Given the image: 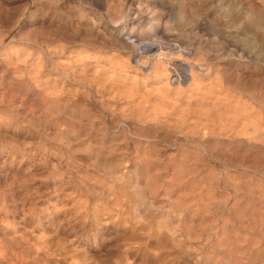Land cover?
<instances>
[{"label": "rangeland", "instance_id": "obj_1", "mask_svg": "<svg viewBox=\"0 0 264 264\" xmlns=\"http://www.w3.org/2000/svg\"><path fill=\"white\" fill-rule=\"evenodd\" d=\"M144 1L148 0H63L59 5L55 0H0V95L4 96H0V246L3 245L0 264H160L163 259L161 264H227L226 252L236 255L232 258L241 263L245 261L244 264H264V103L259 102L260 98L254 101L250 110L248 106L247 109L239 110V114L244 116L240 115L242 117L235 128L228 127L219 137V142L225 146L214 151V159L203 162L195 157V147L183 142L177 133L179 125L175 123V114L172 120L166 115L171 108V95L165 97L163 91L165 88L173 90L184 85L185 75L181 71L186 63L184 60L208 63L209 56L206 54L215 48L211 44H218L219 48L220 43L223 48L227 41L234 42L255 61L252 60L249 66L254 70L239 67L237 72L252 78H263L264 0H154L151 11H147ZM152 11H155L154 16L150 13ZM200 19L204 22H201V32L195 34V31H188L190 25ZM132 22L136 23L128 26L124 33V37L129 34V39L116 43V36L110 30H121ZM218 24L222 25L225 36L220 41L213 38L216 37L214 33ZM224 24L227 27L231 25L229 31ZM152 27L165 35L185 31L182 46L171 50L164 39H152ZM152 40L162 44L153 53L159 51V57L166 58L167 61L164 60L169 64L167 69L172 79L169 80V87L165 86L166 81L152 72V57L145 61L143 59V63H146L140 68L141 58L127 49L126 43H151ZM144 54L147 55V52ZM115 59L129 67L126 71L129 73L126 78L129 79L124 83L119 80L116 84L118 78L111 74L110 67L114 66ZM224 59L225 62L230 60L229 57ZM224 59L220 60L224 62ZM211 63L217 67L220 61L217 59ZM5 65H8V69ZM215 67L211 74L219 73L216 74L218 77L229 74L220 67L215 70ZM15 75L16 78H13ZM134 83L137 87L131 90L130 86ZM102 86L103 91L100 88ZM157 87L162 90L161 93L156 90ZM4 91L9 95L8 98L11 91L13 93L9 98V106H4L8 104ZM259 91L264 94V89H259L258 94L255 91L258 98L261 96ZM237 95L241 103L248 99L243 94ZM141 96L146 97L145 100ZM138 99L144 102H138ZM249 115H253L255 121ZM230 149L231 152L228 151ZM184 155L191 160L187 165L182 161ZM111 166L114 171L110 169ZM103 178H107V181L102 180L104 185L105 182H114L115 185L111 183L115 187L114 193L120 189L123 193L124 189L128 192L123 194L132 197L123 196L120 199L124 210L120 216H125L127 212L129 216L132 215L130 219L135 218L132 222H120L117 218L123 217H118L115 214L118 211L108 207L113 198H104L106 185L103 187L98 181ZM116 184L120 185L119 188ZM90 188L94 189L89 191ZM94 191L99 192L96 193L99 196ZM185 191L191 192L195 204L189 195L188 198L183 195ZM183 196L189 199L188 203L191 201L189 207ZM103 203L105 205L102 207L108 209L100 207ZM198 203L210 208L209 215L194 211ZM158 221L163 225V234L168 239L174 237L170 239L173 243H166L169 251L166 246L165 249L158 248L160 246L153 237V226ZM120 224L128 226L124 228ZM141 229L143 232L139 231ZM134 239L137 242L134 243ZM225 242L228 244L225 245ZM223 252L226 253L225 257ZM210 253L212 258L209 257ZM217 254L223 255L219 262L216 260ZM191 259L195 261L191 262Z\"/></svg>", "mask_w": 264, "mask_h": 264}, {"label": "bare ground", "instance_id": "obj_2", "mask_svg": "<svg viewBox=\"0 0 264 264\" xmlns=\"http://www.w3.org/2000/svg\"><path fill=\"white\" fill-rule=\"evenodd\" d=\"M63 0H55V3H57V4H59L60 5V3L62 2ZM208 1V0H207ZM218 1V0H217ZM146 2V8H147V11L149 10V11H151V9L150 8H154V5H155V3H154V0H148V1H144V3ZM216 2V1H215ZM158 3V2H157ZM207 3V2H206ZM209 3V2H208ZM62 4V3H61ZM69 4V3H68ZM91 4V3H90ZM210 4H211V2H210ZM214 4V3H213ZM139 5H140V2H139ZM138 5V6H139ZM207 5H209V4H207ZM223 5V4H222ZM50 6V5H49ZM144 6V5H143ZM142 6V7H143ZM211 6H212V4H211ZM210 6V7H211ZM133 7V6H132ZM141 7V8H142ZM206 7V6H205ZM217 7V6H216ZM145 8V7H144ZM145 8V9H146ZM213 9V8H212ZM222 9V8H221ZM205 10V9H204ZM204 10H203V12H204ZM215 10V9H214ZM141 11V10H140ZM143 11V10H142ZM216 11V10H215ZM153 12H155V11H152V12H150V13H152V15H153ZM218 12V11H217ZM136 14V13H135ZM155 14V13H154ZM217 15V14H216ZM223 15V14H222ZM221 15V16H222ZM134 16V15H133ZM154 16V15H153ZM224 16V15H223ZM151 16L149 15V18H150ZM220 16H218V18H219ZM232 17V16H231ZM189 18V17H188ZM205 18V17H204ZM212 18V17H211ZM210 18V19H211ZM218 18H216V19H218ZM221 18V17H220ZM227 18V17H226ZM226 18H225V20H226ZM69 19V18H68ZM215 19V20H216ZM230 19V18H229ZM142 20V19H141ZM154 21V19H150V21ZM193 20V19H192ZM201 21H196V23H194V24H192V25H190V27H189V30L188 31H195L194 33L196 34L198 31H200L201 32V30H202V28H203V24L202 23H204V22H202V20L203 19H200ZM140 21V20H139ZM139 21H138V24H139ZM149 21V20H148ZM147 21V22H148ZM149 21V22H150ZM156 21V20H155ZM206 21V20H205ZM219 21V20H218ZM227 21V20H226ZM137 22V21H136ZM135 22V23H136ZM158 22H159V20H158ZM157 22V23H158ZM166 22V21H165ZM202 22V23H201ZM229 22V21H228ZM231 22V21H230ZM229 22V23H230ZM133 23L134 22H132V24L130 25V24H128L127 26H124L121 30H117V29H111L110 30V32L111 33H113L115 36H116V43H118L119 42V44L121 43V42H125V39L126 40H128L129 39V34L126 36V37H124V33H125V31H126V29H127V27L128 26H132L133 25ZM134 23V24H135ZM220 23V22H219ZM160 24V23H159ZM230 25V24H229ZM155 26V25H154ZM188 26V25H187ZM205 26V25H204ZM217 26V28H215L216 29V32L214 33V35L216 36V37H214L213 36V38L214 39H217L216 41H220V40H224L225 39V36H224V34L222 33V32H224L223 30H221V27H222V25L221 24H218V25H216ZM224 26H226V24H224ZM231 26V25H230ZM229 26V27H230ZM71 27V26H70ZM213 27H214V25H213ZM227 27V26H226ZM229 27H227L228 28V31L230 30L229 29ZM234 27V26H233ZM135 28V27H134ZM184 28V27H183ZM206 28V27H205ZM208 28V27H207ZM223 28V27H222ZM176 29V28H175ZM178 29H179V27H178ZM171 30H173V29H171ZM177 30V29H176ZM184 30V29H183ZM208 30H209V28H208ZM232 30V29H231ZM187 31V30H186ZM206 31V30H205ZM227 31V32H228ZM236 30L234 29V32H235ZM43 32H44V30H43ZM50 32V31H49ZM55 32V31H54ZM59 32V31H58ZM80 32V31H79ZM150 32H152V39H154V40H156V39H158V38H161V39H164L165 40V42H166V44L168 45V43H169V45L167 46V47H169L170 46V48H171V50H173L174 48H176V47H178V46H182V44H183V33L185 32H172V33H169V34H167V35H165V34H163V33H161L160 31H159V29L158 28H155V27H152L151 28V31ZM211 32V31H210ZM213 32V31H212ZM226 32V33H227ZM233 32V33H234ZM53 33V32H52ZM61 33V32H60ZM191 33V32H190ZM229 33V32H228ZM85 34V33H84ZM231 34V33H230ZM236 34V33H235ZM54 35V34H53ZM66 35V34H65ZM103 35V34H102ZM186 35V34H185ZM211 35V34H210ZM209 35V36H210ZM233 35V34H232ZM41 36V35H40ZM47 36V35H46ZM187 36V35H186ZM185 36V37H186ZM230 36V35H229ZM237 36V35H236ZM36 37V36H35ZM58 37H59V34H58ZM204 37V36H203ZM207 37V36H206ZM232 37H234V36H232ZM119 38V39H118ZM186 38H188V37H186ZM205 38V37H204ZM210 38V37H209ZM231 38V37H230ZM43 39V38H42ZM55 39H56V37H55ZM63 39V38H62ZM120 39H122V40H120ZM197 39V38H196ZM227 39V38H226ZM45 40V39H44ZM74 40V39H73ZM76 40V39H75ZM154 40H152V42L150 43V42H144L143 41V43H138V44H135V43H126L127 44V49L129 48V51L131 52V53H134V54H137L141 59L139 60V63H141V65H140V68H141V66H144L145 64L144 63H146V62H144L143 63V59H144V61L145 60H147L149 57H152V65H151V63H150V65L152 66L151 67V69H152V72L153 73H155L154 75H158L159 77H160V79L161 80H163L164 82L166 81L167 83L165 84V86H167V87H169V80H172L170 77L171 76H169L170 74H169V71H168V69H167V67H168V63L167 62H165V60H166V58H160L159 57V51H158V53H153L154 52V50H158L161 46H162V44H159V43H154L153 41ZM160 40V39H159ZM183 40V41H182ZM186 40V39H185ZM192 40H194V39H192ZM192 40H191V42H192ZM198 40L200 41V39L198 38ZM201 40H202V38H201ZM212 40V39H211ZM228 40V39H227ZM226 40V41H227ZM234 40H235V38H234ZM52 41V40H51ZM64 41V40H63ZM109 41V40H108ZM205 41V40H204ZM207 41V40H206ZM210 41V40H209ZM208 41V42H209ZM236 41H238L239 42V40H236ZM168 42V43H167ZM194 42V41H193ZM192 42V43H193ZM201 42V41H200ZM214 42V41H213ZM222 42V41H221ZM229 42V43H228ZM238 42H236V43H238ZM50 43V42H49ZM67 43H68V41H67ZM203 43V42H202ZM60 44V43H59ZM125 44V43H124ZM209 44H211V43H209ZM227 44V45H226ZM226 44H223V48H222V44H220L219 43V45L221 46H219V48H218V44H217V46H213L214 44H211V47H215L214 49H212L210 52H208L209 54H206V55H208L209 56V58H208V60L207 61H209L208 63H205V62H199V63H197L198 62V60H196L197 62H195L194 60H193V62H192V60L191 61H185L184 60V58L182 59V60H184V63H185V65H183V67H181V71L184 73V75H185V83H184V85H182V86H178V87H174V89L172 90V89H169V88H165V89H163V91H165V97H167L168 95L170 96L171 95V98H169L170 100H171V102H169L170 103V111H169V109H168V107H167V109H168V111H169V113H167L166 112V115L168 114V116H170V119H171V117L173 118V114H175L174 115V117L176 116V121H175V123H177L178 125H179V131L177 132L179 135H180V137L182 138V141L183 142H185V143H188V144H190V145H192L193 147H195V150H194V154H195V157L197 158V160H199V161H203V162H205V160L206 161H208V159L209 160H212V159H214L215 158V156H213V155H215V153H214V151L215 150H219L224 144H221L220 142H219V137L220 136H223V133L226 131V129L229 127L230 129L232 128V127H234L235 128V126L237 125V123L240 121V117H242V116H240V115H243V114H239L240 112H239V110H244V109H247L246 107L248 106V108H249V110H250V108H252L251 106L253 105V103H254V101L255 100H258V99H260L259 100V102H261V103H264V94L261 92V91H259V92H261V96H260V94H259V98L257 97V94H258V90L259 89H261V88H263L264 89V75L262 76L263 78H261L260 76V78L261 79H257V78H252V77H250V75H244V73L242 72V73H238L237 72V68H239V67H243V69L244 68H246V69H248V68H250L249 66H250V63H252V60H253V58L251 59V57H250V55L249 54H245L244 53V51L242 52L239 48H238V46L234 43V42H232L231 43V41H227V43ZM196 45V44H195ZM199 45H200V43H199ZM198 45V46H199ZM203 45H204V43H203ZM259 45V44H258ZM119 46V45H118ZM185 46V45H184ZM193 46V45H192ZM191 46V47H192ZM202 47V46H201ZM217 47V48H216ZM206 48V47H205ZM221 48V49H220ZM244 48V47H243ZM247 48V47H246ZM109 49V48H108ZM193 49H195V48H193ZM198 49H199V47H198ZM208 49V48H207ZM211 49V48H210ZM217 49H220V50H217ZM248 49H250V48H248ZM255 49V48H254ZM179 50H180V48H179ZM184 50V49H183ZM203 50H205L204 49V47H203ZM244 50V49H243ZM256 50V49H255ZM254 50V51H255ZM178 51V50H177ZM182 51V50H181ZM186 51V50H185ZM208 51V50H207ZM251 51H253V49L251 50ZM253 51V52H254ZM258 50H256V52H257ZM262 51V50H261ZM145 52H147V55H145L144 53ZM175 52V51H174ZM200 52V51H199ZM221 52H222V55H221ZM247 52V51H246ZM258 52H260V51H258ZM177 53V52H176ZM176 53H174V54H176ZM204 53V52H203ZM249 53V52H248ZM261 53V52H260ZM189 54V53H188ZM197 54V53H196ZM252 54V53H251ZM164 55V54H163ZM166 55V54H165ZM170 56H171V53L169 54ZM261 55V54H260ZM259 55V56H260ZM263 55V54H262ZM183 56V55H182ZM187 56V55H186ZM189 56H190V54H189ZM188 56V57H189ZM204 56H205V54H204ZM224 56V57H223ZM164 57V56H163ZM168 57V56H167ZM172 57H174V56H172ZM184 57V56H183ZM187 57V58H188ZM190 57H192V55L190 56ZM189 57V58H190ZM205 57V58H206ZM225 57H229L230 58V60L229 61H231V60H233V61H231V62H233V63H230L229 61H227V59H226V61L227 62H225ZM263 57V56H262ZM261 57V58H262ZM95 58V57H94ZM177 58H178V56H177ZM180 58V57H179ZM179 58H178V60H179ZM188 58V60H190ZM205 58H204V60H205ZM264 58V57H263ZM173 59H176L175 57L173 58ZM172 59V60H173ZM186 59V58H185ZM193 59H194V57H193ZM217 59H219V61H220V63H218V65H217V67H215V66H213V64L211 63V61H216ZM220 59H224V62H222L223 60H220ZM256 59V58H255ZM116 61L114 62V66L112 67H110V69H111V74H113L116 78H118V80L115 82L116 84H117V82H119V80H123L122 82L124 83V81H126V76L129 74H127V69L129 68L127 65H124L123 64V62H120V61H118L117 59H115ZM169 60V59H168ZM171 60V59H170ZM171 60V61H172ZM260 60V59H259ZM258 60V61H259ZM141 61V62H140ZM167 61V60H166ZM260 61H262V60H260ZM8 62V61H7ZM195 62V63H194ZM253 62H255L254 60H253ZM256 62H257V60H256ZM80 63V62H79ZM127 63V62H126ZM125 63V64H126ZM170 63H172V62H170ZM176 63V62H175ZM180 63V62H179ZM197 63V64H196ZM11 64V63H10ZM257 64V63H256ZM260 64H261V62H260ZM259 64V65H260ZM149 65V66H150ZM195 65L197 66V67H195ZM258 65V64H257ZM263 65V64H262ZM1 66V65H0ZM6 66V65H5ZM8 66V65H7ZM6 66V67H7ZM10 66H12V65H10ZM134 66V65H133ZM133 66H131V68H133ZM178 66H179V64H178ZM181 66V65H180ZM179 66V67H180ZM253 66V65H252ZM3 67H4V65H3ZM3 67H2V69H3ZM88 67V66H87ZM135 68L136 67H139V66H134ZM148 67V66H147ZM170 67V66H169ZM172 67H173V65H172ZM215 67V70H218V68L220 67V69L221 70H223L224 72L226 71V73L227 72H229V74H223L222 76L220 75V77H218L216 74H219V73H216V74H211V70H212V68H214ZM255 67H256V65H255ZM104 68V67H103ZM134 68V69H135ZM257 68V67H256ZM259 68V67H258ZM1 69V68H0ZM7 69H8V67H7ZM149 69H150V67H149ZM250 69H252V70H254L253 69V67H251ZM264 69V68H263ZM9 70H10V68H9ZM98 70V69H97ZM129 70V69H128ZM139 70V69H138ZM172 70V69H171ZM3 71V70H2ZM13 70H11L10 72H12ZM127 71V72H126ZM136 72H137V70H135ZM140 71V70H139ZM144 71H146V70H144ZM148 71H151V70H148ZM172 71H174V70H172ZM6 72V71H5ZM4 72V73H5ZM126 72V73H125ZM143 72V71H142ZM151 72V73H152ZM254 72V71H253ZM262 72V71H261ZM264 72V71H263ZM1 73V72H0ZM100 73H103V71L102 70H100ZM147 73V72H146ZM152 73V74H153ZM252 73V72H251ZM2 74V73H1ZM0 74V75H1ZM222 74V73H221ZM261 74V73H260ZM5 75V74H4ZM8 75V74H7ZM12 75H14V74H12ZM254 75V74H253ZM64 76V75H63ZM136 76V75H135ZM4 77V76H3ZM6 77V76H5ZM13 77V76H12ZM254 77H256V75L254 76ZM10 78V77H9ZM8 78V79H9ZM13 78H16V75H15V77H13ZM133 78H135L134 76H133ZM129 79V78H128ZM128 79H127V81H128ZM136 79V78H135ZM10 80H11V78H10ZM15 80V79H14ZM132 81H133V79H132ZM132 81H130V82H132ZM162 81V82H163ZM10 82V81H9ZM129 82V83H130ZM135 82V81H134ZM138 82V81H137ZM136 82V83H137ZM163 82V83H164ZM3 83H5V82H3ZM3 83H2V85H3ZM136 83H134L133 85L132 84H130V85H132V86H130V88H131V90L132 89H134V87H137L136 85ZM158 83V82H157ZM162 83V84H163ZM172 83V82H171ZM178 83V82H177ZM6 84H7V82H6ZM10 84V83H9ZM102 84H103V82H102ZM115 84V85H116ZM136 84V85H135ZM158 84H160V83H158ZM158 84H157V86H158ZM105 85V84H104ZM164 85V84H163ZM171 85V84H170ZM173 85V84H172ZM176 85H178V84H176ZM9 86V85H8ZM7 86V87H8ZM11 86V85H10ZM14 86V85H13ZM117 86V85H116ZM162 86V85H161ZM160 86V87H161ZM173 86H175V85H173ZM141 87V86H140ZM4 88V87H3ZM101 88V90L103 91V89H104V86H102V87H100ZM170 88H172V87H170ZM15 89V88H14ZM159 89V87H157V89L156 90H158ZM257 89V90H256ZM4 90V89H3ZM5 90H7V88L5 89ZM12 90V89H11ZM137 90V89H136ZM138 90H139V88H138ZM156 90H155V92H156ZM48 91V90H47ZM119 91V90H118ZM158 91H160V93H161V91L162 90H158ZM255 91H257V94H255ZM2 92V91H1ZM5 92V94H6V91H4ZM9 92H10V90H9ZM122 92V91H121ZM128 92V91H127ZM264 92V91H263ZM8 93V92H7ZM48 92H45V94H47ZM132 93V92H131ZM159 93V92H158ZM243 94V96L245 95L247 98V100L249 101H251L249 104L248 103H246L247 102V100H245L246 102H244V103H241V99L240 98H238L237 96V94ZM13 93H12V91H11V94H10V97H12L11 95H12ZM51 94V93H50ZM163 94V95H164ZM237 96H236V95ZM263 94V95H262ZM2 95V94H1ZM0 95V96H1ZM7 95V94H6ZM8 96L9 95H7V98H8ZM53 96V95H52ZM69 96V95H68ZM144 96V95H143ZM143 96H141V97H143ZM242 96V95H241ZM244 96V97H245ZM2 97H4L3 95H2ZM1 97V98H2ZM9 97V98H10ZM13 97H14V95H13ZM140 97V98H141ZM164 96H163V98H165ZM9 98L7 99L8 100V104L7 105H4V106H9ZM144 98V97H143ZM146 98V97H145ZM145 98H144V100H145ZM242 98V97H241ZM3 99V98H2ZM6 99V98H5ZM142 99V98H141ZM168 99V98H167ZM245 99V98H244ZM1 100V99H0ZM11 100H13L12 98H11ZM54 100H56V99H54ZM138 102H140L139 101V99L137 100ZM136 101V102H137ZM243 101V100H242ZM2 103H3V101H1ZM59 102V101H58ZM135 102V103H136ZM141 102H144L143 100L141 101ZM148 102V101H147ZM1 103V104H2ZM5 103V102H4ZM142 104V103H141ZM144 104V103H143ZM256 104L257 105H260V104H258L257 102H256ZM255 104V105H256ZM58 105V104H57ZM136 105V104H135ZM138 105V104H137ZM140 105V104H139ZM4 106H2V107H4ZM11 106H13V105H11ZM141 106V105H140ZM250 106V107H249ZM260 106H262L263 107V105H260ZM1 107V108H2ZM137 107V106H136ZM11 108V107H10ZM13 108V107H12ZM142 108V107H141ZM6 110H7V108H5ZM166 109V108H165ZM4 110V109H3ZM9 110V109H8ZM7 110V111H8ZM7 111H2L3 113H6ZM13 112V111H12ZM164 113V112H163ZM255 113V112H254ZM11 114H13V113H11ZM253 114V113H252ZM14 115V114H13ZM165 115V114H164ZM246 115V114H245ZM248 115V114H247ZM251 115V114H250ZM249 115V117H251ZM6 116H7V114H6ZM244 116V115H243ZM7 117H9V115L7 116ZM252 117H253V115H252ZM251 117V118H252ZM4 118V117H3ZM2 118V119H3ZM152 118H154V117H152ZM156 118V117H155ZM158 118H160V117H158ZM157 118V119H158ZM162 118V117H161ZM250 118V119H251ZM254 118V120L253 121H255V117H253ZM1 119V118H0ZM10 119V118H9ZM12 119V118H11ZM163 119H165V118H163ZM162 119V120H163ZM169 119V118H168ZM174 119V118H173ZM242 119V118H241ZM247 119H249V118H247ZM249 119V120H250ZM152 120V119H151ZM154 120V119H153ZM158 120H161V119H158ZM158 120H157V123H158ZM172 120V119H171ZM1 121V120H0ZM3 121V120H2ZM14 121V120H13ZM16 121V120H15ZM156 121V120H155ZM154 121V122H155ZM166 121V120H165ZM168 121V120H167ZM242 121V120H241ZM243 121H245V120H243ZM162 122V121H161ZM174 122V121H173ZM257 122V121H256ZM163 123V122H162ZM243 124H244V122H242ZM8 124V123H7ZM159 124V123H158ZM251 124V123H250ZM1 125V124H0ZM5 125V124H4ZM55 125V124H54ZM6 126V125H5ZM10 126V125H9ZM61 126V125H60ZM244 126V125H243ZM251 126V125H250ZM59 127V126H58ZM79 127V126H78ZM62 128V127H61ZM11 129V128H10ZM13 129V128H12ZM58 129H60V128H58ZM7 130V129H6ZM228 130V129H227ZM234 130V129H233ZM253 130H254V128H253ZM60 132H62V130L60 131ZM232 132V131H231ZM237 132V131H236ZM231 134V133H230ZM233 134V133H232ZM228 135V134H227ZM229 136V135H228ZM226 138H227V136H225ZM4 138V137H3ZM233 138V137H232ZM237 139V138H236ZM232 140V139H231ZM255 140V139H254ZM227 141V140H226ZM251 141H252V139H251ZM228 142V141H227ZM239 142V141H238ZM63 143V142H62ZM67 143V142H66ZM69 143H71V142H69ZM74 143H76V142H74ZM226 143V142H225ZM232 143V142H231ZM237 143V142H236ZM236 143H234V144H236ZM230 144V143H229ZM68 145V144H67ZM76 145V144H75ZM232 145V144H231ZM243 145V144H242ZM225 146V145H224ZM226 146H228L229 147V145H226ZM227 147V148H228ZM65 148V147H64ZM246 148V147H245ZM66 149V148H65ZM224 149V148H223ZM232 149V148H231ZM228 150L229 152H231L232 150ZM250 149V148H249ZM52 150V149H51ZM55 150H56V148H55ZM233 150H235V149H233ZM247 150V149H246ZM221 151H223V150H221ZM221 151H216V152H220L221 153ZM235 152V151H234ZM259 152V151H258ZM57 153H59L58 151H57ZM238 153V152H237ZM223 154V153H222ZM231 154H233V153H231ZM236 154V153H235ZM53 155V154H52ZM225 155V154H224ZM257 156H258V154H256ZM13 156V155H12ZM55 156V155H54ZM61 156V155H60ZM73 156V155H72ZM221 156V155H220ZM223 156V155H222ZM230 156V155H229ZM67 157V156H66ZM218 157H219V154H218ZM68 158V157H67ZM74 158V157H73ZM87 158V157H86ZM190 157H188L187 155H184V156H182V161L185 163V165H187L186 163H188L189 161H191L190 159H189ZM256 158V157H255ZM258 158V157H257ZM14 159H15V157H14ZM59 159V158H58ZM62 159V158H61ZM222 159V158H221ZM69 160V159H68ZM218 160H220V158L218 159ZM252 160H253V158H252ZM257 160V159H256ZM71 161V160H70ZM215 161H216V159H215ZM224 161V160H223ZM56 162H59V161H56ZM119 162V161H118ZM220 162V161H219ZM60 163V162H59ZM71 163V162H70ZM182 163V162H181ZM193 163V162H192ZM222 163V162H221ZM225 163V162H224ZM67 164V163H66ZM183 164V163H182ZM181 164V165H182ZM227 164V163H226ZM242 164V163H241ZM65 165V164H64ZM69 165V164H68ZM239 165H240V163H239ZM251 165V164H250ZM147 166L149 167V163L147 164ZM180 166V165H179ZM241 166V165H240ZM87 168V167H86ZM187 168H189L188 166H187ZM230 168H232V167H230ZM110 169H112V166H111V168ZM109 169V170H110ZM94 170V169H93ZM101 170V169H100ZM108 170V169H107ZM113 170V169H112ZM104 171V170H103ZM111 171V170H110ZM114 171V170H113ZM105 172H106V169H105ZM74 173V172H73ZM77 173V172H76ZM104 173V172H103ZM102 173V174H103ZM100 174V173H99ZM191 174V173H190ZM98 175V174H97ZM107 175V174H106ZM106 175H104V177L106 176ZM109 175H110V173H108V177H109ZM92 176H93V174H92ZM96 176V175H95ZM113 176H114V174H113ZM158 176V175H157ZM64 177H66V176H64ZM69 177V176H68ZM71 177V176H70ZM78 177V176H77ZM91 177V176H90ZM97 177V176H96ZM116 177H118V176H116ZM85 178V177H84ZM94 178V177H93ZM98 178V177H97ZM110 178H111V176H110ZM119 178V177H118ZM149 178V177H148ZM171 178V177H170ZM90 179V178H89ZM105 178H103V179H98V181H100L102 184H103V182H102V180H104ZM107 179V178H106ZM105 179V180H106ZM115 179H117V178H115ZM149 179H152V178H149ZM175 179V178H174ZM62 180V179H61ZM122 180V179H121ZM121 180H119V181H121ZM156 180H159V179H156ZM171 180V179H170ZM81 181V180H80ZM88 181V180H87ZM94 181V180H93ZM107 181V180H106ZM109 181V180H108ZM118 181V182H119ZM66 182V181H65ZM68 182V181H67ZM85 182V181H84ZM94 183H95V181H94ZM96 183H97V181H96ZM114 183V182H105V185H106V187H105V185L103 184L102 186L103 187H105L106 188V192L105 193H103V194H105L104 195V198H108L109 199V197H112L111 199V206H108V207H110L112 210H117L118 211V213H115L116 215H118V217H123V219H118L117 218V220H120V222H121V220L122 221H124V224H125V221H126V223H130V222H132V220L133 219H135L134 217L132 218V219H130V216H132V215H130L129 216V214H127V212H126V214H125V216H120V213H122L124 210H122L123 208H122V206H121V202H120V199H121V197L123 198V196L124 197H128V198H130L131 196H129V195H127V194H123L124 192H125V190L123 189V193H121V190L122 189H120V191L119 190H117L115 193H114V186H112V184ZM121 183V182H120ZM119 183V184H120ZM156 183V182H155ZM161 183V182H160ZM68 184H70V182L68 183ZM76 184V183H75ZM86 184H88V183H86ZM90 184V183H89ZM92 184V183H91ZM124 184V183H123ZM178 184V183H177ZM183 184V183H182ZM63 185H64V183H63ZM62 185V186H63ZM67 185V184H66ZM96 186H97V184H95ZM99 185V184H98ZM113 185H115V184H113ZM117 185V184H116ZM153 185H155L154 183H153ZM168 185V184H167ZM188 185V184H187ZM70 186V185H69ZM83 186V185H82ZM86 186V185H85ZM89 186V185H88ZM92 186V185H91ZM94 186V185H93ZM96 186H95V188H96ZM118 186V188H119V186L120 185H117ZM156 186V185H155ZM66 187V186H65ZM84 187V186H83ZM100 187H101V185H100ZM162 187V186H161ZM170 187V186H169ZM182 187V186H181ZM187 187V186H186ZM191 187V186H190ZM69 188V187H68ZM71 188V187H70ZM86 188V187H85ZM89 188V187H88ZM117 187H116V189H118ZM156 188V187H155ZM189 188V187H188ZM194 188V187H193ZM193 188L191 189V190H193ZM94 189V188H93ZM93 189H88L89 191H91V190H93ZM101 189V188H100ZM103 189V188H102ZM115 189V190H116ZM157 189V188H156ZM161 189V188H160ZM196 189V188H195ZM80 190H82V189H80ZM96 190V189H95ZM152 190V189H151ZM183 190V189H182ZM197 190V189H196ZM87 191V190H86ZM89 191H88V193H89ZM97 191V190H96ZM100 191V190H99ZM102 191V190H101ZM198 191V190H197ZM75 192V191H74ZM128 192V191H127ZM127 192H125V193H127ZM151 192V191H150ZM209 192H211V191H209ZM208 192V193H209ZM94 193H95V191H94ZM97 193V192H96ZM95 193V194H96ZM99 193V192H98ZM97 193V194H98ZM190 191H185L184 192V194L183 195H186V197H187V195H189L190 197H189V199L192 197L191 195H190ZM78 194H79V189H78ZM82 194V193H81ZM83 194H86L85 192H83ZM89 194H91V193H89ZM96 194V196H99V195H97ZM153 194V193H152ZM205 194V193H204ZM94 195V194H93ZM195 195V194H194ZM86 196V195H85ZM102 196V195H101ZM200 196V195H199ZM214 196V195H213ZM57 197V196H56ZM60 197V196H59ZM94 197H95V195H94ZM126 197V198H127ZM184 197V196H183ZM61 198V197H60ZM63 198V197H62ZM88 198V197H87ZM101 198V197H100ZM99 198V199H100ZM126 198H124L125 200H126ZM132 198V197H131ZM185 198V197H184ZM188 198V197H187ZM187 198H185V200H187ZM196 198V197H195ZM194 198V199H195ZM201 198V197H200ZM59 199V198H58ZM93 199V198H92ZM188 199V200H189ZM193 198H191V201H193L192 200ZM206 199H207V197H206ZM213 199V198H212ZM63 200H64V198H63ZM86 200V199H85ZM84 200V201H85ZM95 200V199H94ZM96 200L98 201V199L96 198ZM101 200H103L102 198H101ZM132 200V199H131ZM183 201H184V199H182ZM188 200H187V203H188ZM199 200V199H198ZM203 200H204V198H203ZM59 201H62V199L61 200H59ZM87 201H88V199H87ZM86 201V202H87ZM104 201V200H103ZM102 201V202H103ZM122 201V200H121ZM134 201V200H133ZM137 201V200H136ZM178 201V200H177ZM190 201V202H191ZM201 201V200H200ZM219 201V200H218ZM89 202V201H88ZM87 202V203H88ZM140 202V201H139ZM189 202V203H190ZM194 202V201H193ZM198 202V201H197ZM205 202H207V201H205ZM204 202V203H205ZM104 203H106V202H104ZM101 204V206L100 207H102V205H105V204ZM181 203H183V202H181ZM180 203V204H181ZM186 203V204H187ZM189 203L186 205L187 207H189L188 205H189ZM196 202H194V204H195ZM215 203V202H214ZM213 203V204H214ZM56 204H57V202H56ZM60 204V203H59ZM98 204V203H97ZM97 204H95V205H97ZM100 204V203H99ZM106 204H109V203H106ZM185 204V203H184ZM184 204H183V206H184ZM193 204V205H194ZM60 205H62V204H60ZM84 205V204H83ZM86 205V204H85ZM93 205H94V203H93ZM190 205H192V204H190ZM193 205H192V207H193ZM197 205V207L196 206H194L193 208H195L194 209V211L196 210V211H198V212H201V214H204V215H206V213L209 215V213H210V208H208L207 206H206V204H203V205H199V203L198 204H196ZM212 205V204H211ZM87 206H89V205H87ZM107 206V205H106ZM55 207L56 208H58L56 205H55ZM60 207V206H59ZM98 207V206H97ZM105 207V206H104ZM178 207V206H177ZM186 207V208H187ZM216 207V206H215ZM221 207V206H220ZM86 208V207H85ZM92 208V207H91ZM107 208V207H106ZM105 208V209H106ZM137 208V207H136ZM193 208H191V210L193 209ZM86 209H88V208H86ZM95 209V208H94ZM102 209L103 210H105L103 207H102ZM108 209V208H107ZM212 209V208H211ZM129 210V209H128ZM217 210H219V209H217ZM223 210V209H222ZM235 210H237V209H235ZM239 210V209H238ZM237 210V211H238ZM88 211V210H87ZM108 211V210H107ZM213 211V210H212ZM242 211V210H241ZM86 212V211H85ZM95 212V211H94ZM100 212V211H99ZM105 212V211H104ZM114 213V211H111L110 213ZM244 212V211H243ZM254 212V211H253ZM107 213H109V211L107 212ZM193 213V212H192ZM236 213H240V211L239 212H236ZM87 214V213H86ZM103 214V213H102ZM124 214V213H123ZM122 214V215H123ZM193 214H195V213H193ZM199 214V213H198ZM197 214V215H198ZM214 214V213H213ZM85 215V214H84ZM99 215V214H98ZM107 215V214H106ZM85 216H87V215H85ZM110 216V215H109ZM151 216V215H150ZM153 216V215H152ZM192 216V215H191ZM199 216V215H198ZM207 216V215H206ZM212 216V215H211ZM108 217V216H107ZM106 217V218H107ZM113 217H115V215H113ZM193 217V216H192ZM201 217V216H200ZM200 217H199V219H200ZM203 217V216H202ZM205 217V216H204ZM86 218V217H85ZM91 218V217H90ZM104 218H105V216H104ZM137 218V217H136ZM143 218V217H142ZM222 218V217H221ZM243 218V217H242ZM94 219H95V217H94ZM99 219V218H98ZM116 219V218H115ZM147 219V218H146ZM160 219V218H159ZM203 219V218H202ZM83 220V219H82ZM91 220H92V218H91ZM108 220H109V217H108ZM107 220V221H108ZM153 220H154V218H153ZM156 220H158V219H156ZM99 221V220H98ZM112 221H115V220H112ZM145 221H147V220H145ZM148 221H150V220H148ZM206 221V220H205ZM212 220H210V222H211ZM222 221H224V220H222ZM80 222V221H79ZM92 222V221H91ZM102 222H104V221H102ZM106 222V221H105ZM119 222V223H120ZM138 222V221H137ZM197 222V221H196ZM203 222V221H202ZM240 222V221H239ZM94 223V222H93ZM109 223V222H108ZM113 223V222H112ZM117 224H118V222H116ZM134 223V222H133ZM139 223V222H138ZM151 223V222H150ZM223 223V222H222ZM221 223V224H222ZM123 224V223H122ZM155 224V222L153 223V225ZM242 224V223H241ZM97 225V224H96ZM102 225V224H101ZM114 225V224H113ZM116 225V224H115ZM121 225V224H120ZM131 224H129V226H130ZM152 225V226H153ZM201 225V224H200ZM119 226V225H118ZM117 226V227H118ZM124 226V228H126V226H128V224L127 225H123ZM122 225H121V227H123ZM135 226H136V224H135ZM165 226V225H164ZM244 226V225H243ZM98 227V226H97ZM135 228L134 226H131V228ZM143 227V226H142ZM141 227V228H142ZM154 228H153V233H154V235L153 234H151V235H153V237L154 238H156V241H157V243L159 244V246L160 247H158V248H164L165 246H166V243H167V241H170V239L172 240V238H174V237H172V238H170V239H168L166 236H165V234H163V231H162V227H163V225H161V222L159 223V221L153 226ZM112 228V227H111ZM149 228H151L150 226H149ZM165 228V227H164ZM167 228V227H166ZM115 229V228H114ZM123 229V228H122ZM129 229V228H128ZM137 229V228H136ZM143 229H145V227L143 228ZM99 230V229H98ZM121 230V229H120ZM134 230V229H133ZM132 230V231H133ZM149 230V229H148ZM113 231V230H112ZM122 231H124V230H122ZM129 231H130V229H129ZM129 231H128V235H129ZM137 231V230H136ZM139 231H142V229L141 230H139ZM150 231V230H149ZM152 231V230H151ZM166 231V230H165ZM168 231V230H167ZM188 231V230H187ZM222 231V230H221ZM124 232H126V231H124ZM143 232V231H142ZM141 232V233H142ZM146 232V231H145ZM115 233V232H114ZM119 233H120V231H119ZM118 233V234H119ZM130 233H132V232H130ZM140 233V234H141ZM208 234V233H207ZM114 235V234H113ZM116 235V234H115ZM127 235V234H126ZM131 235V234H130ZM138 235V234H137ZM144 235V234H143ZM142 234H141V236H143ZM146 235V234H145ZM150 235V237H152ZM166 235H168L167 233H166ZM223 235V234H222ZM132 236V235H131ZM136 236V235H135ZM173 236V235H172ZM213 236V235H212ZM126 237V236H125ZM129 237V236H128ZM134 237V236H133ZM133 237L132 238H127V240H131V239H133ZM144 237V236H143ZM142 237V238H143ZM170 237V236H169ZM209 237V236H208ZM211 237V236H210ZM229 237V236H228ZM147 238V237H146ZM235 238V237H234ZM259 238H261V237H259ZM218 239V238H217ZM135 241H134V243L135 242H137V240L136 239H134ZM144 240V239H143ZM148 240V239H147ZM153 240V239H152ZM12 241V240H11ZM140 241H141V239H140ZM174 241V240H173ZM200 241V240H199ZM215 241V240H214ZM228 241V240H227ZM235 241V240H234ZM128 242V241H127ZM126 242V243H127ZM131 242H133V241H131ZM138 242H139V238H138ZM143 242V241H142ZM154 242V241H153ZM171 243H173L172 241H170ZM203 242H205V241H203ZM213 242V241H212ZM223 242V241H222ZM246 242V241H245ZM251 242V241H250ZM2 243H3V241H2ZM119 243V242H118ZM140 243V242H139ZM147 243V242H146ZM156 243V242H155ZM179 243V242H178ZM211 243V242H210ZM218 243V242H217ZM230 243V242H229ZM252 243H253V241H252ZM1 244V243H0ZM125 244V243H124ZM137 244V243H136ZM158 244L156 245V246H158ZM176 244V243H175ZM225 245H227L228 243H224ZM224 244H221V245H223L224 246ZM5 245V244H4ZM118 245V244H117ZM126 245H129V244H126ZM135 245V244H134ZM146 245V244H145ZM179 245V246H178ZM184 245V244H183ZM207 245H209V244H207ZM230 245V244H229ZM253 245V244H252ZM155 246V245H154ZM153 246V247H154ZM168 246V245H167ZM166 246V247H167ZM172 246V245H171ZM170 246V247H171ZM177 246L179 247V248H181L182 249V247H180V244H177ZM201 246V245H200ZM214 246V245H213ZM220 246V245H219ZM238 246V245H237ZM255 246V245H254ZM2 247H3V245H1L0 246V252L2 251ZM6 246H4V248H5ZM169 247V248H170ZM173 247H174V245H173ZM177 247V249H179ZM194 247V246H193ZM215 247V246H214ZM227 247V246H226ZM231 247V246H230ZM252 247V246H251ZM60 248V247H59ZM132 248V247H131ZM152 248V247H151ZM157 248V247H156ZM155 248V249H156ZM158 248H157V250H158ZM176 248V247H175ZM199 248V247H198ZM197 248V249H198ZM219 248V247H218ZM217 248V249H218ZM221 248H222V246H221ZM120 249V248H119ZM127 249H128V247H127ZM126 249V250H127ZM154 249V248H153ZM165 249V248H164ZM211 249V248H210ZM216 249V248H215ZM224 249V248H223ZM226 249V248H225ZM235 249V248H234ZM243 249H244V247H243ZM243 249H238V250H243ZM246 249V248H245ZM167 251H169V249H168V247H167V249H166ZM165 250V251H166ZM170 250H171V248H170ZM174 250V249H173ZM199 250V249H198ZM205 250V249H204ZM4 251V250H3ZM7 251V250H6ZM166 251V252H167ZM179 251V250H178ZM180 251H182V250H180ZM179 251V252H180ZM186 251V250H185ZM184 251V252H185ZM212 251V250H211ZM214 251V250H213ZM219 251V250H218ZM231 251V250H230ZM246 251V250H245ZM244 251V252H245ZM249 251V250H248ZM247 251V252H248ZM252 251V250H251ZM5 252V251H4ZM20 252H22V251H20ZM24 252V251H23ZM172 252V251H171ZM177 252V251H176ZM187 252V251H186ZM217 252V251H216ZM215 252V253H216ZM244 252H243V255H244ZM246 252V253H247ZM255 252V251H254ZM6 253V252H5ZM140 253V252H139ZM149 253H150V251H149ZM161 253H165V252H161ZM178 253V252H177ZM181 253H183V252H181ZM188 253V252H187ZM209 252H207L206 254H208ZM227 253V254H226ZM226 253H224L223 252V255L224 254H226V257H228V261H226L227 262V264H244L245 263V261H244V263L242 262H240L239 260H237V259H234V258H232V257H236V252H234L235 254V256H232L231 255V253L230 252H226ZM253 253V252H252ZM256 253V252H255ZM259 253V252H258ZM136 254V253H135ZM151 254V253H150ZM155 254H157V253H155ZM154 254V255H155ZM170 255L172 254V253H169ZM180 254V253H179ZM186 254V253H185ZM184 254V255H185ZM188 254H190V253H188ZM222 254V253H221ZM221 254H217L218 255V257H217V259H216V257H215V259L219 262V261H221L222 259H221V256H223V255H221ZM233 254V253H232ZM242 254V253H241ZM249 254H250V252H249ZM120 255V254H119ZM166 255L168 256V254L166 253ZM173 255H175V253H173ZM173 255H171V256H173ZM177 255V254H176ZM209 255V254H208ZM212 255H214V254H212ZM237 255H238V252H237ZM247 255V254H246ZM255 255V254H254ZM0 256H1V254H0ZM6 256V255H5ZM117 256V255H116ZM135 256V255H134ZM156 256V255H155ZM203 256V255H202ZM206 256V255H205ZM161 257V256H160ZM159 257V258H160ZM187 258H188V255L186 256ZM209 257H213V256H211V253H210V256ZM209 257H207V258H209ZM223 257H225V255L223 256ZM222 257V258H223ZM238 257V256H237ZM241 257V256H240ZM245 257H247V256H245ZM258 257H260V256H258ZM83 258V257H82ZM157 258V257H156ZM193 258V257H192ZM198 258V257H197ZM210 258V259H211ZM242 258H244V257H242ZM247 258H250V257H247ZM246 258V259H247ZM255 258V257H254ZM261 258H262V256H261ZM168 259V258H167ZM167 259H165V260H167ZM180 259V258H179ZM196 259V258H195ZM195 259H191V262L192 261H195ZM123 260V259H122ZM131 260V259H130ZM155 260V259H154ZM157 260V259H156ZM155 260V261H156ZM169 260V259H168ZM197 260V259H196ZM207 260H209V259H207ZM225 260H227V259H225ZM224 260V261H225ZM251 260V259H250ZM262 260V259H261ZM261 260H259V261H261ZM157 261H160V259L159 260H157ZM164 261V259L162 260V262ZM175 261V260H174ZM174 261H170V262H172V263H174ZM183 261H185V260H183ZM182 261V262H183ZM190 261V260H189ZM213 261V260H212ZM252 261V260H251ZM256 261H258V260H256ZM116 262V261H115ZM162 262H160V264L162 263ZM188 262V261H187ZM186 262V263H187ZM229 262V263H228ZM249 262V261H248ZM253 262V261H252ZM264 262V261H263ZM125 263V262H124ZM159 263V262H158ZM176 263V262H175ZM195 263V262H194ZM198 263V262H197ZM251 263V262H250ZM255 263V262H254ZM253 263V264H254ZM118 264V263H117ZM143 264V263H142ZM164 264V263H163ZM177 264V263H176ZM181 264V263H180ZM189 264V263H188ZM192 264H193V262H192ZM203 264V263H202ZM208 264H210V263H208ZM212 264V263H211ZM215 264V263H214ZM258 264V263H257ZM260 264V263H259Z\"/></svg>", "mask_w": 264, "mask_h": 264}]
</instances>
